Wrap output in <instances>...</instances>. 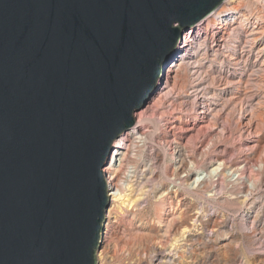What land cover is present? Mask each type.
<instances>
[{
  "label": "water",
  "instance_id": "water-1",
  "mask_svg": "<svg viewBox=\"0 0 264 264\" xmlns=\"http://www.w3.org/2000/svg\"><path fill=\"white\" fill-rule=\"evenodd\" d=\"M222 0H0V264H96L112 143Z\"/></svg>",
  "mask_w": 264,
  "mask_h": 264
},
{
  "label": "rangeland",
  "instance_id": "rangeland-1",
  "mask_svg": "<svg viewBox=\"0 0 264 264\" xmlns=\"http://www.w3.org/2000/svg\"><path fill=\"white\" fill-rule=\"evenodd\" d=\"M244 1H253V7L258 4L257 0ZM183 35L167 70L183 55V51L178 50ZM191 38V45L186 49L202 56L197 61L200 67L195 70L200 76L196 82L204 81L199 83L197 95L182 99L180 113L170 118V127L173 126L170 130L163 129V118L154 114L150 103L163 80L146 105L136 111L149 119L140 130L151 131L145 154L151 156L154 172L146 185H138L141 175L133 179L129 198L136 200L131 207H126V203L113 204L109 198L104 227L108 221L107 211L113 208L109 216L114 227L110 238L112 249L99 262L100 243L96 264H264V205L242 201L238 183L240 175L249 180L257 178L254 192L257 196L262 194L263 198L264 74L260 58L238 23L230 25L227 33L218 37L217 47L203 30ZM194 63L195 58L186 60L185 68L190 74ZM184 72L180 71L178 76ZM196 97H201L199 106H194ZM179 115L184 123L176 120ZM210 124L223 128V136H217L219 129L214 131ZM160 137L168 144L160 145ZM128 144L131 147V139ZM216 158L226 163L230 173L226 179L214 178L213 190L209 193L212 197L199 191L188 192L183 183L187 178L191 182L197 174L189 168V162L194 161L195 168L211 169ZM124 159L130 162L128 155ZM185 165L188 172L184 170ZM119 176L123 179L124 172ZM106 183L109 190L107 180ZM162 194L167 201L162 203L157 215L149 202ZM171 212H175V221L163 234L164 227L156 223V218H166ZM114 220L116 222H112ZM194 220L197 230L191 225ZM157 233L163 236L161 243L146 241L142 244V239Z\"/></svg>",
  "mask_w": 264,
  "mask_h": 264
},
{
  "label": "bare ground",
  "instance_id": "bare-ground-1",
  "mask_svg": "<svg viewBox=\"0 0 264 264\" xmlns=\"http://www.w3.org/2000/svg\"><path fill=\"white\" fill-rule=\"evenodd\" d=\"M257 1L258 4L253 7V1L245 3V1L243 2V0H222L201 21L186 28L185 32L183 33V39L181 40L182 43L180 42L181 44L178 45V50L180 51L179 53L183 51V55L180 57V59H177L175 60V62H172L168 70L166 68L162 79L163 85L155 93V95L152 94L153 97L150 100V103L152 104V109H154L153 111L155 112L154 114H158L163 118L162 127L164 130H166L167 128H169L170 130L173 127H170V118H172L175 113H180L182 99L184 97L197 95V93L199 92L197 87L199 83L204 81L203 80L200 82H196L200 76H198L199 74L197 70H195L196 67H200L201 64L197 63V61L201 59L202 56H199L197 53H191L190 51H188V49H186L191 45V37L198 35L200 31L203 30L207 39L211 40V44H214L213 46L217 47L218 42L220 41L218 37H222L224 34H226L227 29L230 25L233 26V23L240 24V26L245 29V32L247 33V36L250 39L251 45L255 47L258 52L260 64L263 69L261 71H263L264 74V0ZM200 49H203V47H201ZM215 51H217V48L215 49ZM189 58H195L196 62L194 63V65L190 66L191 74L190 71L187 72V69L185 68L186 60ZM182 70H185L184 74L182 76H178L179 72ZM221 72H224V70ZM196 74L197 76H195ZM215 80L220 81L219 78H215ZM166 90L167 92H165ZM196 98L198 100L195 101L194 106H199L201 104V102H199L201 97ZM133 116L136 119L134 125L126 131L122 132L119 137L113 141L112 150L109 153L108 161L102 169L105 178L108 181L109 190L107 191L109 192L108 197L110 198V201L113 204L126 203V207H131L133 201L136 200V198L134 200H131L129 198L132 192L133 179H137V177L141 175L140 180H138V185L139 183L146 185L150 180V175H152L154 172L153 160L151 156L147 154V152L145 154L147 144L149 140H151L150 136H152V134L150 133L151 131H149L148 129H146L145 131L144 129L140 130V128H142L141 126L144 125V123H146L147 121H149V119H146L141 112H136L133 114ZM176 120L179 123L185 122L182 119V116L180 115L176 117ZM210 127L214 131L219 129L216 132L217 136H223V128H219L214 124H212ZM149 133L150 136L148 135ZM130 139L132 142L131 147L130 144H128L130 142ZM158 141L160 145L165 146V144H168V141L164 140L161 137ZM127 155L130 159V162L126 163L124 162V158ZM124 163H126V165ZM184 168V170L188 172L187 165H185ZM189 168L196 170L197 174L191 182H188L189 178L186 179L185 183H183L185 184V189L188 192H202L204 196H207L208 198L212 197V194L209 193H211V191L213 190L214 178L222 177L226 179L230 173L229 168L226 166V163L220 161V159L218 158L215 159V166H213L211 169L206 166H199L198 168H195L194 161L189 162ZM121 171L124 172L123 179H121V177L119 176ZM256 179H244L240 175L238 183L241 187L240 194H243L242 201L250 202V204L253 202H259V204L264 205V196L262 198V194H258L259 196H257V192H254L257 187ZM257 191H259V189ZM164 196L165 194H162L159 198H155L154 200H150L149 202V206L151 207L152 211L157 215L160 214V211L162 209V203H165L167 201L166 199H164ZM176 205H179V201L176 202ZM111 210L114 211L113 208ZM111 210L107 211L108 221L106 222L104 227V237H102L100 241L101 249L98 253L99 262H101L104 255H106L112 249L110 238L113 234L112 232L114 230V227L111 225V221L109 220ZM171 213L166 218H156V223L164 227V229L162 230L163 234L167 233L169 227L175 221V212ZM196 213L198 214L199 212ZM112 222L116 221L114 220ZM191 225L195 230L198 229L195 220L192 222ZM185 232L186 229L184 228L183 233ZM162 237L163 236H159L157 233L151 235L146 240L142 239L141 242L142 244H146L147 242H153L154 244L161 243L160 238Z\"/></svg>",
  "mask_w": 264,
  "mask_h": 264
},
{
  "label": "built area",
  "instance_id": "built-area-1",
  "mask_svg": "<svg viewBox=\"0 0 264 264\" xmlns=\"http://www.w3.org/2000/svg\"><path fill=\"white\" fill-rule=\"evenodd\" d=\"M250 215V214H249Z\"/></svg>",
  "mask_w": 264,
  "mask_h": 264
}]
</instances>
